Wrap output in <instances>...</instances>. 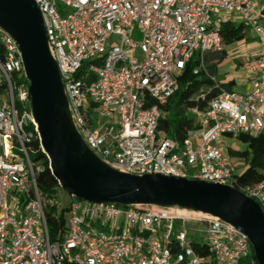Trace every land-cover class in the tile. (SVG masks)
<instances>
[{
	"label": "built area",
	"instance_id": "1",
	"mask_svg": "<svg viewBox=\"0 0 264 264\" xmlns=\"http://www.w3.org/2000/svg\"><path fill=\"white\" fill-rule=\"evenodd\" d=\"M34 1L75 125L101 160L122 173L231 186L264 213V179L239 185L244 166L215 146L225 136L264 135V0ZM227 23L251 29L262 47L244 65L258 75L246 94L214 80L220 94L189 110L196 129L180 145L159 134L161 106L192 60L197 75L207 72L209 54L225 51ZM87 63L92 82L78 77ZM29 86L18 45L0 29V264H251L253 249L239 229L173 209L70 197L63 231L53 232L65 207L37 183L42 166L33 145L40 139ZM188 220L206 230L190 233Z\"/></svg>",
	"mask_w": 264,
	"mask_h": 264
},
{
	"label": "water",
	"instance_id": "2",
	"mask_svg": "<svg viewBox=\"0 0 264 264\" xmlns=\"http://www.w3.org/2000/svg\"><path fill=\"white\" fill-rule=\"evenodd\" d=\"M0 29L19 47L40 146L52 175L70 197L217 218L245 234L258 264H264V213L253 199L227 185L162 174L122 173L89 148L73 120L42 13L34 0H0Z\"/></svg>",
	"mask_w": 264,
	"mask_h": 264
},
{
	"label": "trees",
	"instance_id": "3",
	"mask_svg": "<svg viewBox=\"0 0 264 264\" xmlns=\"http://www.w3.org/2000/svg\"><path fill=\"white\" fill-rule=\"evenodd\" d=\"M244 25L227 23L222 26V35L224 37L225 45L231 46L244 39L243 34ZM226 57L225 51L219 53L218 62H222ZM87 63L83 70L79 73L81 77L88 81H94L93 75L87 74ZM199 66V63L192 60L186 67L183 75L179 79L178 91L168 100L167 104L161 106L163 118L160 121L159 134L165 136L180 145H184L189 138L190 133L196 129L194 120L188 116L191 108H204L207 104L215 99L220 90L215 87V65L209 66L207 72L201 71L199 74H194V70ZM223 90L231 92V85L222 87ZM204 96V98H202ZM238 142L244 144L247 150L237 152L229 149L228 152L231 157H239L244 163L245 173L242 176H237V183L239 185H254L264 179V135L250 136L239 135L235 138ZM33 159L42 166V172L37 176V183L39 188L46 194L54 197H59L61 187L52 175L50 170V163L47 156L42 151L39 141L34 145ZM67 208L63 210L61 221L59 223L53 221L52 231H63L65 226V215ZM209 252L203 253L207 254ZM251 264H258L254 254L251 256Z\"/></svg>",
	"mask_w": 264,
	"mask_h": 264
},
{
	"label": "crops",
	"instance_id": "4",
	"mask_svg": "<svg viewBox=\"0 0 264 264\" xmlns=\"http://www.w3.org/2000/svg\"><path fill=\"white\" fill-rule=\"evenodd\" d=\"M248 29L249 28L244 26L243 34L245 37L242 40L244 43H248V40L252 41L251 43H248L247 47H240L242 41L231 46L226 45V57L222 62L219 63L217 60L219 53L209 54L206 59L207 69L209 66L215 65L216 82L222 87L231 85V92H237L241 94L249 93L252 90L253 81L258 75L256 72L247 71L244 66L245 62L252 60L263 50L252 31L251 34L248 33ZM221 139L222 138L216 141L215 146L227 151L231 149L229 147L227 149L224 148V146H222L223 143Z\"/></svg>",
	"mask_w": 264,
	"mask_h": 264
},
{
	"label": "rangeland",
	"instance_id": "5",
	"mask_svg": "<svg viewBox=\"0 0 264 264\" xmlns=\"http://www.w3.org/2000/svg\"><path fill=\"white\" fill-rule=\"evenodd\" d=\"M248 33L251 34V29H248ZM116 41V37H114L111 41H110V45L113 46L114 43ZM252 41L251 40H248V43H251ZM242 41L241 44H240V47H247L248 46V43ZM239 45V44H238ZM138 57L139 58H142V54L141 52H138ZM196 59H198V56L196 55L195 57ZM188 116L192 118L191 114H189L188 112ZM222 146H224V148H231L233 150H236L237 152H243L245 150H247L246 146L240 142H238L235 138L233 137H223L222 139ZM232 160L233 162L235 163H241L243 166H245V163L244 161L239 158V157H232ZM62 189V188H61ZM59 199L62 203V205L66 208H68L71 204V198L70 196L62 189L60 190V193H59ZM76 202L79 203L81 202L80 200H77L76 199ZM186 229L190 232V233H199L201 231H205L206 230V225L202 222H196V221H192V220H188L187 223H186ZM203 236V234H199V236ZM200 237L197 238V241H200Z\"/></svg>",
	"mask_w": 264,
	"mask_h": 264
},
{
	"label": "bare ground",
	"instance_id": "6",
	"mask_svg": "<svg viewBox=\"0 0 264 264\" xmlns=\"http://www.w3.org/2000/svg\"><path fill=\"white\" fill-rule=\"evenodd\" d=\"M178 213L181 215V216H185V217H189V218H210L208 216H204L202 214H197V213H190L188 211H185V210H178Z\"/></svg>",
	"mask_w": 264,
	"mask_h": 264
}]
</instances>
